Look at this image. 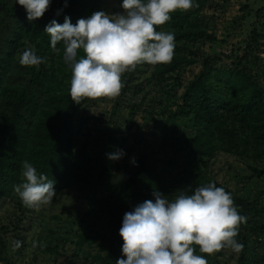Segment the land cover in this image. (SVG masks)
<instances>
[{
  "label": "trees",
  "instance_id": "1",
  "mask_svg": "<svg viewBox=\"0 0 264 264\" xmlns=\"http://www.w3.org/2000/svg\"><path fill=\"white\" fill-rule=\"evenodd\" d=\"M231 0H193L198 7L177 10L170 21L157 26V31L175 34L174 57L170 63H143L122 75L124 87L116 107H129L130 118L136 122L142 112L144 122H153V133L164 119L189 118L193 127L190 140L195 154L209 160L220 151L245 161L250 176H264V71L254 74L248 63L261 60L264 32L255 26L242 40L243 48L232 50L230 65H221L220 56L203 53L202 42L215 41L216 35L207 15L208 9L224 8ZM123 0H51L45 14L32 21L17 0H0V211L13 204L14 209L0 216V264H16L15 257L26 248L28 209L14 192V185L24 182L23 162L26 160L49 180L54 188L73 187L88 204L78 221L74 237L64 239L50 230L52 239L42 249L60 257L71 247L73 258L82 256L91 264H116L122 253L123 239L119 232L125 213L147 201L155 202L159 192L169 202L181 192L191 194L196 187L215 183L230 193L240 215L247 222L239 227L236 240L244 245L239 253L225 248L219 254L204 255L208 264H264V205L244 195L235 194L217 182L202 167L181 168L172 156L175 169L165 176L153 161L148 149L131 162L112 161L106 156L123 149L129 137L112 127L84 128L90 120L80 114L92 103L84 98L79 104L70 97L71 66L63 60L64 45L51 47L45 32L53 20L63 24L65 17L75 25L96 11L123 14ZM242 6V12L247 13ZM234 19L235 30L245 26L250 16ZM254 22L264 24V12L258 8ZM261 18L263 21L261 22ZM44 58L39 66H22L20 56L26 49ZM84 57L79 50L78 58ZM201 70L185 81L184 74L193 65ZM262 79V80H261ZM183 87L184 91H178ZM142 95L141 101L135 98ZM99 99V98H97ZM181 100V101H180ZM181 103H180V102ZM173 106L176 108H173ZM104 123L102 114L96 117ZM83 125V126H82ZM142 130V126H139ZM22 247L12 250V242ZM224 255H228L223 257ZM231 260V261H230Z\"/></svg>",
  "mask_w": 264,
  "mask_h": 264
},
{
  "label": "clouds",
  "instance_id": "2",
  "mask_svg": "<svg viewBox=\"0 0 264 264\" xmlns=\"http://www.w3.org/2000/svg\"><path fill=\"white\" fill-rule=\"evenodd\" d=\"M29 21L41 18L51 0H17ZM193 0H123V14L109 15L96 11L75 25L65 17L63 24L53 20L45 28L51 47L64 45L63 60L71 66L70 97L79 104L82 99L115 98L124 84L122 75L143 63H170L174 57L175 34L157 31L170 21L177 10L198 7ZM84 57L78 58L79 50ZM32 49L20 56L22 66L44 63ZM126 153L117 149L106 154L112 161ZM134 165L135 158L131 161ZM24 182L14 185V192L23 205L39 211L52 202L55 181L37 174L28 161L23 162ZM155 202L147 200L133 211L125 213L120 228L122 253L116 264H208L204 255H212L225 248L239 253L244 245L236 240L239 227L247 217L239 214L230 193L223 187L209 183L196 187L191 194L181 192L169 202L159 192ZM37 244L33 242L35 248ZM43 247L44 245H40ZM22 247L14 240L12 250Z\"/></svg>",
  "mask_w": 264,
  "mask_h": 264
},
{
  "label": "rangeland",
  "instance_id": "3",
  "mask_svg": "<svg viewBox=\"0 0 264 264\" xmlns=\"http://www.w3.org/2000/svg\"><path fill=\"white\" fill-rule=\"evenodd\" d=\"M247 13L242 12V6L247 7ZM109 7V15L112 13ZM258 8H262L264 12V0H231L224 8L208 9L206 11L213 22V31L216 35L215 41L202 42V51L208 56L218 55L223 60L221 65H230L232 59L229 55L232 50L239 51L238 48H243L242 40L248 37V33L252 28L257 26L264 32V24L254 22L253 15ZM250 16L245 22V25L238 33L235 30L233 21L239 19L242 14ZM263 19L261 18V22ZM262 49L258 53L261 60L254 63V59L248 63V67L254 74L261 75L264 71V37L261 38ZM201 65H193L190 70L184 74L185 81L193 79L194 75L199 73ZM262 80V79H261ZM183 87L178 93L182 94ZM140 94L135 98L136 101H141ZM118 96L115 98H99L92 99V103L85 110L82 109L80 114L89 117V121L84 125V128L112 127L119 134L128 135L129 139L123 147L126 153L121 159V162H130L132 158H137L140 154V147L149 150L153 161L160 168L165 176H169L175 168L171 157L174 156L179 162L181 168L193 169L202 167L217 181L228 186L235 194L244 195L255 200L260 194L257 201L259 205H264V176L261 179L249 178L244 179V176H250V171L242 159L237 156L223 152H216L209 160L207 157L195 154L191 150V145H188L185 140H190L193 127L189 124V118L178 117L174 121L168 119L162 120L158 126V132L153 133V122H144L142 112L137 115V120L134 123L130 118L131 114L129 107L121 105L116 107L113 112L112 108L116 105ZM181 101V100H180ZM179 101V102H180ZM181 103V102H180ZM173 108H176V106ZM104 117V123H98L96 117ZM83 126V125H82ZM142 126V130L139 129ZM264 166V163H263ZM56 196L48 205L42 206L39 211L28 209V220L26 226V248L23 249L19 257H15L16 264H91L84 262L81 255L73 258V250L71 247L66 248V253L57 257L55 254L45 252L40 245L48 239H52L50 230H56L64 239L70 241L74 237V231L77 229L78 221L82 212L87 209V202L80 197L73 187L56 189ZM14 209L13 204L6 205L1 208L0 216L3 217L8 211ZM33 242L37 246L33 247ZM216 253L212 254L215 256ZM217 254H219L217 252ZM228 255H224L226 258ZM231 261V260H230Z\"/></svg>",
  "mask_w": 264,
  "mask_h": 264
}]
</instances>
